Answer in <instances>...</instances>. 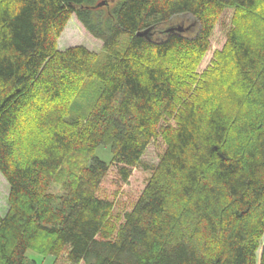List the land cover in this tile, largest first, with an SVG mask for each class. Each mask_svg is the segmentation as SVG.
I'll return each instance as SVG.
<instances>
[{
    "label": "trees",
    "instance_id": "trees-1",
    "mask_svg": "<svg viewBox=\"0 0 264 264\" xmlns=\"http://www.w3.org/2000/svg\"><path fill=\"white\" fill-rule=\"evenodd\" d=\"M99 2L0 0V174L9 186L0 264H26L32 250L54 264H256L264 233V41L239 25L264 0H113L93 8ZM227 13L229 77L241 92L232 116L224 105L186 102L168 65L180 49L208 51ZM72 15L102 42L101 62L83 46L57 48ZM178 18L193 19L192 27L157 29ZM151 27L149 39L137 36ZM91 79L99 91L88 114L70 120L61 110L37 152L30 147L18 158L11 133L26 109L70 97ZM151 145L157 163L144 165ZM99 146L110 148L109 162L93 153ZM80 150L85 166L55 187L66 155ZM138 169L140 190L122 201ZM176 202L203 224L194 234L204 236L208 254L182 232Z\"/></svg>",
    "mask_w": 264,
    "mask_h": 264
},
{
    "label": "rangeland",
    "instance_id": "rangeland-1",
    "mask_svg": "<svg viewBox=\"0 0 264 264\" xmlns=\"http://www.w3.org/2000/svg\"><path fill=\"white\" fill-rule=\"evenodd\" d=\"M253 10V17L245 20L243 25L240 24L239 29L249 33L255 42L257 40L264 41V2H258ZM232 19L231 13L219 17V20L213 26L210 36V48L203 55L197 56L186 49H180L177 53L169 56V64L167 63L171 69L173 68L177 83L188 94L185 99L186 102L193 100L196 104L206 103L207 106H205L208 109L209 107L224 105L225 112L229 113L230 116L240 111L235 104V98L241 97V92L233 85V78L229 77L233 74V71L229 63L228 51L225 49V35L228 28L232 25ZM192 23L193 19L178 18L170 24L159 26L157 29L166 30L169 27L179 25L187 27ZM75 46H83L93 52L98 62H101L104 58L102 42L92 37L76 17L72 15L61 30L57 39V48L65 50ZM227 71L230 72L228 73L229 75ZM98 91V82L91 79L85 81L84 85L72 93L73 95L71 94L72 96L70 97L61 98L55 102H50V104H47L46 101L41 103L40 99V101L36 102L37 108L38 106L40 107L39 110L27 108L25 113L17 120L16 126L11 133V141L14 143L16 156L20 159L24 158V155L28 154L29 151L27 152V150L30 147V149L36 151V141L43 139L45 135L47 138L61 110L65 108L69 110L70 120H74L77 117L84 118L94 103ZM231 94L233 97L230 96ZM93 153L106 163L112 157L109 147H96ZM157 160V149L154 145H151L142 159V164L150 166L156 164ZM85 163L86 156L82 150L67 154L54 178L55 187L60 186L71 173H78L80 168L85 166ZM143 175L144 173L141 170L135 171L133 179L125 186L122 192V201L130 202L137 196L140 190L139 185L143 183ZM8 194L9 186L0 174V217H4L8 210ZM173 206L182 217V232L192 235L196 246L203 253L208 254L212 249L211 246L205 241L204 236L198 233L194 234V229L196 227L201 228L203 224L198 218L194 217V214L185 211L182 208L183 204L176 202ZM259 216L258 212L252 215L248 223L255 224ZM259 240L256 264L260 263L261 252L264 247V233ZM26 257V264H54L53 256H43L33 250L28 251Z\"/></svg>",
    "mask_w": 264,
    "mask_h": 264
},
{
    "label": "water",
    "instance_id": "water-1",
    "mask_svg": "<svg viewBox=\"0 0 264 264\" xmlns=\"http://www.w3.org/2000/svg\"><path fill=\"white\" fill-rule=\"evenodd\" d=\"M111 2H113V0H102L101 2H99L98 4H96L95 6H93V8H100V7H103V6H108ZM192 26L189 25L187 27H184L183 25H179V26H172V27H169L167 28L166 30H163L164 33H173V32H176V33H183L185 31H188ZM152 30L153 28H148L142 32H139L137 33V36L139 37H145L146 39H149L150 37H152ZM162 32V33H163Z\"/></svg>",
    "mask_w": 264,
    "mask_h": 264
}]
</instances>
